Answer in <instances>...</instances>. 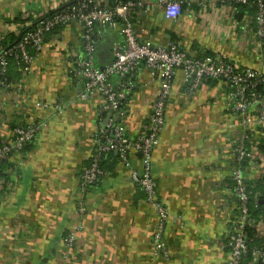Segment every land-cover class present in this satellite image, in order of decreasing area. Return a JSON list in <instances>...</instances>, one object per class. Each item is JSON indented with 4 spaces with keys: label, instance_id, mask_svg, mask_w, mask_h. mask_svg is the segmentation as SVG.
Masks as SVG:
<instances>
[{
    "label": "crops",
    "instance_id": "1",
    "mask_svg": "<svg viewBox=\"0 0 264 264\" xmlns=\"http://www.w3.org/2000/svg\"><path fill=\"white\" fill-rule=\"evenodd\" d=\"M79 0H0V53L8 35L33 25ZM110 5L111 0H100ZM133 21L138 37L156 45L178 42L193 55L224 54L242 66L264 72V40L257 42L247 24L234 18L225 0H186L174 19H167L161 0H139ZM94 63L112 59V46L122 42L119 29L100 28ZM34 56L29 72L10 87L0 86V132L21 119L44 121L24 151L3 165L0 189V264H226L228 222L234 198L231 164L239 129L229 127L233 116L220 93L221 85L204 80L188 94L179 76L165 111L158 145L152 150L151 178L156 198L167 208L161 231L166 254L154 250L159 218L146 191L132 179L143 171L140 157L130 153L129 165L116 152L102 163V175L81 190L80 177L94 151L99 126L115 116L102 114L99 93L80 98L82 80L67 72L75 56L84 55L81 28L61 27L46 34L43 49ZM124 81L127 113L123 123L131 137L145 130L158 83L141 63ZM61 104L62 111L41 109L35 103ZM245 175L257 188L259 203L252 218L264 245V161L249 159ZM84 211L79 212L78 206ZM74 230L72 248L64 237ZM244 264H264L254 258Z\"/></svg>",
    "mask_w": 264,
    "mask_h": 264
},
{
    "label": "built area",
    "instance_id": "2",
    "mask_svg": "<svg viewBox=\"0 0 264 264\" xmlns=\"http://www.w3.org/2000/svg\"><path fill=\"white\" fill-rule=\"evenodd\" d=\"M230 8L233 3L244 4L256 9L255 15L246 16L247 24L257 42L264 40V0H225ZM186 0H161L167 19H174L181 13V5ZM139 0L116 1L114 5L103 4L100 0H79L51 16L37 18L32 30L26 31L19 42L0 53V68H7V55H14L20 70L29 72L34 56L43 49L46 34L56 28L77 25L81 28L83 44L82 56L67 66L69 74L82 80L83 90L80 98L86 99L91 94L99 93L103 97L100 112L110 113L105 126H99L94 136V151L89 164L80 177L81 190L96 181L103 173L101 161L110 153L116 152L119 160L129 165L130 153H136L142 162L143 171H132V179L147 193V200L153 205L159 218L158 232L153 237L154 250L166 254V244L161 231L168 216L167 208L156 198V184L151 178L152 150L158 145L160 131L166 118L165 111L170 100L173 82L179 76L184 90L188 94L197 91L204 80L216 81L221 85L220 93L228 103V111L233 116L229 127L239 129L234 140V157L231 164V181L234 198V211L229 219L225 234L229 259L226 264H242L249 250L247 227H253L249 218L250 180L245 175L249 159L264 161V72L250 66H242L224 54L193 55L182 48L178 42L156 45L150 40L138 37L133 21L134 12L140 10ZM235 10V9H234ZM119 29L123 39L112 46V59L103 67L94 63V51L100 38V28ZM143 63L150 75L158 83V92L151 107L145 130L135 137L128 135L123 123L127 109V92L124 81L114 84L113 77L126 78ZM3 83L0 82V86ZM6 85L4 87H10ZM41 109L53 108L56 113L62 111L61 104L51 106L48 102L35 103ZM45 126L44 121L21 119L8 123L7 133L0 132V189L3 187L2 170L6 161L15 154L24 151ZM252 186V185H251ZM78 211H84L83 205ZM75 232L70 230L63 240V247L68 252L74 243ZM255 260L264 262V245L254 249Z\"/></svg>",
    "mask_w": 264,
    "mask_h": 264
},
{
    "label": "trees",
    "instance_id": "3",
    "mask_svg": "<svg viewBox=\"0 0 264 264\" xmlns=\"http://www.w3.org/2000/svg\"><path fill=\"white\" fill-rule=\"evenodd\" d=\"M111 1L112 2H111L110 5L112 6V5H114L116 3V1L124 2L126 0H111ZM186 3L187 2H183L182 3L181 10H183L185 8ZM68 6H71V5H68ZM68 6H64L63 8H61V9H59L57 11L50 12L46 16H51V15L55 14L56 12L66 8ZM233 7L235 9L234 18L237 21L242 20V18L246 14L255 15V12H256V9L254 7L250 8L249 6L244 5V4L233 3ZM35 25H36V22L33 25H31L29 28L24 29L21 32V35H23L26 31L32 30L35 27ZM57 29H59V28H56L55 30H57ZM20 38H21V36H19V35L18 36H14V35L10 34L6 38H4V41H2V46L5 49H10V48L14 47L19 42ZM208 55H212V54L209 53ZM6 59H7V68H6V70L3 72L1 70V68H0V82L3 83L1 85V87H4L6 85H12V84L18 82L19 79H20V76H21L20 71H19L20 68H19V66L17 64L16 57L14 55H7ZM102 161L100 162L101 166H102V163H103ZM256 190H257V188H254L250 184L251 194H250L249 214H248L250 219L255 217L256 214H258L257 210L259 208V203L252 200ZM246 230H247V241H248L249 250H248L247 255L245 256L242 264H244L245 261L250 260V259L253 258L252 253H253L254 249H258V248H262L263 247L261 241L256 236V230L253 227H247Z\"/></svg>",
    "mask_w": 264,
    "mask_h": 264
}]
</instances>
